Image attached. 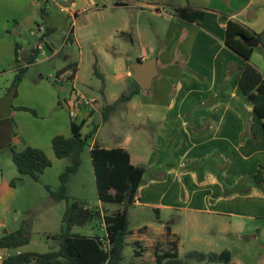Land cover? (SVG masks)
Segmentation results:
<instances>
[{"label":"crops","instance_id":"crops-1","mask_svg":"<svg viewBox=\"0 0 264 264\" xmlns=\"http://www.w3.org/2000/svg\"><path fill=\"white\" fill-rule=\"evenodd\" d=\"M9 1L0 0V73H8L0 84V103L10 97L7 107L13 106L7 86L14 78L16 44L20 67L27 66L34 55L38 59V43L43 44L49 60L60 57L66 61L63 49L76 46L79 67L88 47L90 67L95 65L103 79L102 83L98 78L90 81L85 95L96 99L95 108L79 111L75 121L87 116L82 134L96 127L91 145L98 142L106 149H125L133 165L146 169L128 208V220L131 212L142 219L126 237V245L137 242L142 249L141 256L133 254V259L142 261L155 241H165V226L169 225L178 255L183 247L204 254L229 251L228 263H201L232 264L229 247L236 243V233L259 231L262 223L254 229L250 226L264 222V184L253 182L258 170L264 181V129L238 87L240 71L235 65L244 63L224 46L225 25L220 18L235 20L264 39V0H47L39 25L54 32L64 30L71 20L70 36L62 40L65 45L52 40L53 32L41 39L39 25L30 28L23 18L12 35L8 27L15 13L4 8ZM177 8L204 12L200 25L178 19ZM95 17L97 23L91 22ZM26 30L31 35H20ZM262 52L254 48L250 62L264 76ZM150 59L156 61L157 75L149 89L136 84L138 94L119 103L103 122V108L130 89L124 87L125 80L133 76L130 65ZM78 73L77 65L73 82ZM54 84L65 92L64 84H56L55 79ZM10 108L0 118V145L44 151L54 136L71 135L70 117L68 129L61 130L56 123L57 130L48 139L29 144L19 133H12L13 125L21 129L14 124L16 113ZM47 156L52 166L58 160L54 154V158ZM14 175L10 171V177ZM1 180L7 183L3 176ZM100 231L105 235L104 229ZM0 251L3 255L22 252Z\"/></svg>","mask_w":264,"mask_h":264},{"label":"trees","instance_id":"trees-1","mask_svg":"<svg viewBox=\"0 0 264 264\" xmlns=\"http://www.w3.org/2000/svg\"><path fill=\"white\" fill-rule=\"evenodd\" d=\"M45 9L40 8V16H44ZM175 15L178 19L186 22L200 25L204 12L193 11L190 9L177 8ZM225 25L224 46L234 53L244 63L243 66L235 65V70L240 71L238 87L245 97L246 101L251 105L252 110L260 121L264 129V76L250 62L254 47L247 46L243 39H254L264 46V39L246 28L241 23L220 18ZM44 33L41 36L45 38L49 36L53 29L45 26ZM18 46L15 45V60L12 68H15V75L12 80V94H16L15 88L21 81L26 72L27 67L34 63L36 56L27 64V66H18ZM93 74L102 81V76L94 65ZM77 71V63L71 62L58 70L55 77L64 75L67 80H73ZM232 71L231 65L228 66V72ZM56 83V82H55ZM57 84V83H56ZM139 87L135 84L134 89L123 93L112 104L107 105L102 111V121L107 120L108 115L115 110L117 105L122 102L129 101L133 96L138 94ZM17 110L28 111L35 115L32 110L26 108H18ZM87 116L83 117L79 122L71 120L70 137L56 135L51 140V148L56 159H66L68 164L63 172L59 175V188L57 191H51L49 186H45L52 200L56 202L65 201L66 206L61 216V226L58 234L53 235L56 241L57 249L46 253L20 252L19 255L12 254L6 257L1 264H126L124 263L123 250L126 246V237L129 234L128 229V208L133 204L138 188L142 183V178L146 169L144 166L133 165L130 161L129 153L122 148L106 149L98 142L92 145L93 135L96 127H93L87 134L81 133V128L86 121ZM253 129L257 127L252 125ZM14 133V132H12ZM251 136H256L254 132ZM90 149V159L95 180L97 199L103 203H115L122 205V209L113 215H101L97 210L85 207L80 202H70L66 192V183L68 179L75 175L82 164V153L86 148ZM11 153L12 163L17 172V177L10 181V186L14 187L22 176H28L35 182L40 181L43 172L52 166L51 160L46 154L38 149L30 146L17 148L8 145ZM256 184H264L261 176V170H258L253 177ZM102 220L105 226L104 236H87L72 232L74 227H84L87 224ZM171 229L169 225L165 226V251L155 253V261L162 264L163 260L174 262L175 264H185L178 260L177 242L171 241ZM102 240L106 242L103 246ZM27 244V232L19 229L15 232L3 234L0 237V249L16 251L18 248ZM134 255L141 256L142 249L137 242ZM231 254L229 251L216 253H200L188 252L185 255L186 260H196L206 263H228ZM127 264H138L130 261Z\"/></svg>","mask_w":264,"mask_h":264},{"label":"rangeland","instance_id":"rangeland-1","mask_svg":"<svg viewBox=\"0 0 264 264\" xmlns=\"http://www.w3.org/2000/svg\"><path fill=\"white\" fill-rule=\"evenodd\" d=\"M41 7V4L36 0H31L30 5L28 4V0H10L9 3L4 6V8L9 9L11 13H15V17H10V19H12L8 27L9 32L15 35L14 32L18 31L16 24L22 23V18L29 24L30 28H33L36 24H42L43 21L40 18ZM97 20L98 18L95 17L91 19V22L97 23ZM80 23L79 21L78 24ZM72 24L73 22L70 20L64 30L54 31L51 34V36L53 35L52 40H55L58 45H65L64 43L62 44V40L63 38H67L68 32L73 27ZM20 35L29 36L31 32L30 30H26L23 34L21 31ZM87 48L88 47H85V54L80 67L79 50L74 45L66 46L63 49L62 53L67 56L66 61H63L60 57H54L50 60L48 57L43 58L40 56V51L37 50L39 55L38 59H36L31 66L27 67L25 74L15 88L16 94L12 96V98H14L12 100L13 106L11 108L9 107L16 113L12 118L14 124L16 123L21 129L20 132L16 125H13L14 133L17 135L19 133L24 141L32 144L31 140L37 139L38 144H41L43 140L46 138L48 139L50 133L57 130L56 123L59 129H68L70 114L65 105V100H68L70 97L72 85L85 94L88 92L87 88L90 81H98L90 67L91 55L88 53ZM255 49L256 53L260 55L263 53L262 51H264L262 46L255 47ZM71 62H76L78 65V79L74 83H64L66 91H59L54 84L56 70H59ZM13 70V74L15 75V68ZM7 75V72L0 73V84L6 80ZM99 82L101 81L99 80ZM154 82H157V80L155 79ZM135 84V81L131 77L125 80L124 87L132 90ZM11 86L12 83L7 86L8 92H12ZM131 86H133L132 89ZM9 98L5 99V103H3L5 100L0 103V118L6 115V110L9 109L7 107ZM18 108L32 110L35 115L28 111L17 110ZM66 137H70V134L66 135ZM0 146V226H2V228H0V237L3 235L4 229L8 230V232H15L19 229H23L27 232V244L18 248L20 251L46 253L56 250V241L52 237L60 231L61 216L66 203L65 201L56 202L52 200L45 186H49L50 190L54 192L58 190L60 185L59 175L68 164V160H56L52 167L43 172L38 182H35L28 176H22L21 180L17 181L14 187H11L10 181L17 177V172L12 163L9 148L4 146V144ZM44 148V151H42L46 156L55 157L51 154V146L49 148ZM81 158L82 166L80 170L76 176H71L66 183V192L70 202H80L84 204L85 207L99 211L101 215H113L120 211L122 205L103 203L97 199L88 148L84 150ZM10 171L15 173L14 177H10ZM1 176L7 180V183L1 180ZM140 220L142 219L136 216V212H131L128 220V229H136L140 226ZM146 220L147 219H145V222L150 224V222ZM261 223L262 227H260L259 231H240L236 233V235L234 233L238 239L236 243H233L229 247L232 252V264H264V222L260 221L257 224H252L250 227L254 229ZM101 229L105 230L103 221L96 219V221L84 227H74L72 232L89 236H104V231L101 232ZM140 231H142V229H140L138 233H140ZM257 234L259 235L257 236ZM164 244V240L155 241L152 247L147 249L149 251L146 257L140 262H136L137 260L133 259V251H135L136 247L132 244H128L122 252L124 263L127 264L130 261H135L138 264H157L154 255L155 253L160 254L165 251L166 248ZM189 250L190 249L187 247L180 248L178 260L185 264H203L196 260H186L185 255L188 252H192ZM3 254L4 253L0 251V255L2 256ZM166 263L175 264L174 262H165L163 260L162 264Z\"/></svg>","mask_w":264,"mask_h":264},{"label":"built area","instance_id":"built-area-1","mask_svg":"<svg viewBox=\"0 0 264 264\" xmlns=\"http://www.w3.org/2000/svg\"><path fill=\"white\" fill-rule=\"evenodd\" d=\"M39 4L45 5L47 0H36ZM61 12H64L65 10L63 8L60 9ZM160 14L165 15V11L161 10L159 11ZM38 31L41 32V34L44 33V27L43 26H38ZM70 36V33L68 32L67 34V40ZM37 50L40 51V56L43 58H47L48 54L47 51L44 50L43 44L42 43H38L37 44ZM55 82L58 85H62L64 83H74L73 80H67L66 77L64 75H61L57 78H55ZM95 104H96V99L95 98H91L86 96L84 93L80 92L78 89L75 88L74 85H72L71 90H70V97L68 100H65V105L68 107L69 109V113H70V117L73 121L76 120V117L79 113V111L88 109V110H92L95 108ZM1 228V226H0ZM103 246L106 247V242L102 240ZM14 254L19 255L20 252L16 251ZM10 253H7L3 256H0V264L1 262L6 258L9 257Z\"/></svg>","mask_w":264,"mask_h":264},{"label":"water","instance_id":"water-1","mask_svg":"<svg viewBox=\"0 0 264 264\" xmlns=\"http://www.w3.org/2000/svg\"><path fill=\"white\" fill-rule=\"evenodd\" d=\"M243 42L249 46V47H257L258 42L254 39H243ZM155 59H150L145 62L135 61L130 65V69L133 72V80L135 83L143 90L149 89L151 86L152 80L157 75V70L155 66ZM63 91H66V88L64 87ZM4 234H6V231H4ZM171 264V263H166Z\"/></svg>","mask_w":264,"mask_h":264}]
</instances>
